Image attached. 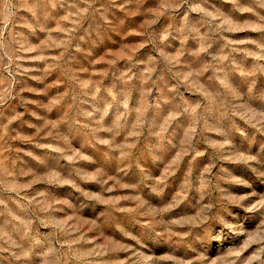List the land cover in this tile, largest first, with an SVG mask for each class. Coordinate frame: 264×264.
<instances>
[{
    "label": "clouds",
    "instance_id": "obj_1",
    "mask_svg": "<svg viewBox=\"0 0 264 264\" xmlns=\"http://www.w3.org/2000/svg\"><path fill=\"white\" fill-rule=\"evenodd\" d=\"M0 264H264V0H0Z\"/></svg>",
    "mask_w": 264,
    "mask_h": 264
}]
</instances>
